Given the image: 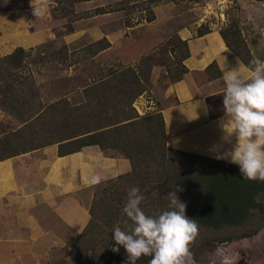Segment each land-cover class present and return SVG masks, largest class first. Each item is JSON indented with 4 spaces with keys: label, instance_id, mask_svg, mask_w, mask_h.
Here are the masks:
<instances>
[{
    "label": "trees",
    "instance_id": "trees-1",
    "mask_svg": "<svg viewBox=\"0 0 264 264\" xmlns=\"http://www.w3.org/2000/svg\"><path fill=\"white\" fill-rule=\"evenodd\" d=\"M54 1L59 15L73 21L82 17L75 12V4L87 0ZM7 5L8 8L21 6L19 3ZM100 12H103L101 7L95 8L93 13ZM208 31L209 28L201 26L197 29L198 35ZM220 34L228 49L249 67L253 58L242 45L239 30L230 26ZM181 43L185 49L182 63L188 49L185 41ZM109 45L103 37L91 42L88 50L96 54ZM29 52L8 42L0 43V74L20 67ZM56 55L59 56L51 54L53 58ZM181 66L173 80L188 71L183 64ZM202 72L220 75L214 62ZM145 90L137 69L123 65L109 69L99 80L84 87V100L79 104H72L63 97L47 104L34 101L27 107L23 89L14 85L0 88V108L18 117L20 122L15 129L0 133V161L57 144L59 156L95 145L106 156L129 163L126 172L102 180L95 189L89 220L66 252L72 264H95L90 258L95 249H105L108 256L125 254L123 247L118 252L113 251L112 230L116 225L127 229L122 223L126 219L122 209L127 192L133 186L138 187L144 197L140 207L147 215L168 210L167 195L176 191L179 200L186 204V215L199 225V235L191 251L201 239L231 241L250 237L264 227V181L242 179L238 165L226 160L171 147L162 113L153 110L140 115L134 107V101ZM222 100V93L208 98L211 117L224 113L223 105L215 104ZM149 259L140 258L147 264Z\"/></svg>",
    "mask_w": 264,
    "mask_h": 264
},
{
    "label": "crops",
    "instance_id": "crops-1",
    "mask_svg": "<svg viewBox=\"0 0 264 264\" xmlns=\"http://www.w3.org/2000/svg\"><path fill=\"white\" fill-rule=\"evenodd\" d=\"M256 2L259 1L241 0L240 7H254ZM260 2L264 5V0ZM106 4L107 1L100 2L93 5V9L103 8ZM86 9L90 10V16L67 22L72 28L70 33L62 36L64 41L71 43L86 36L94 42L105 37L110 45L100 52L119 46L126 30L108 28L107 23L113 15L111 11L103 8L99 14L93 13L90 7ZM246 11L251 14V9ZM98 17H105L102 24L94 22L93 19ZM60 20L66 21L64 18ZM60 20H55L52 26L60 25ZM82 20L92 24L74 30L73 25ZM49 22L50 19L44 16L36 18L33 15L29 0L18 8L2 7L0 43L8 42L24 49L40 45L54 36L48 32L50 26L46 24L49 25ZM42 25L45 26L40 27ZM198 27V24L194 27L184 24L177 28L178 41L187 44L188 55L182 64L188 71L178 80L165 79L161 83L157 76L151 78L147 71L143 76L146 90L138 96L134 106L140 115L153 110L162 113L171 147L215 158L217 153L231 148L235 138L232 144L222 141L219 121L224 113L211 117L207 100L224 91L225 63L229 70L236 69L245 78L248 67L228 49L218 29L209 28L208 32L198 35ZM260 34L264 37V28ZM159 35L157 33L155 37L158 39ZM262 41L264 45V39ZM252 52L255 58L264 59L263 46L259 51ZM151 53L110 55L117 56V62L131 63L139 70L142 62L152 59ZM59 57L56 55L54 58ZM213 62L217 65L219 76L202 72ZM192 71L200 73L194 75ZM198 101L201 102L199 107ZM215 104L222 106L223 100L221 103L215 101ZM57 150V144H52L0 161V235L11 236L0 238L1 246L5 247V252L0 250V264H72L66 252L89 220V207L95 189L102 180L115 178L129 169L127 160L108 157L95 145L64 156H59ZM10 220L13 221V228L9 227ZM3 221L6 227L2 226ZM56 252L61 254L59 258Z\"/></svg>",
    "mask_w": 264,
    "mask_h": 264
},
{
    "label": "rangeland",
    "instance_id": "rangeland-1",
    "mask_svg": "<svg viewBox=\"0 0 264 264\" xmlns=\"http://www.w3.org/2000/svg\"><path fill=\"white\" fill-rule=\"evenodd\" d=\"M27 1L0 0V6L8 8V3L25 5ZM105 1L108 4L103 8L109 9L113 14L107 23L108 28L111 30L121 27L126 30L120 45L116 46L117 49L90 55L92 53L88 50V45L93 41L86 36L66 43L62 36L70 33L72 25L67 23L70 22L68 19L59 15L54 9L55 1L50 0L44 18L50 19L49 25L46 26H50L48 32L54 36L40 45L25 49L30 52L23 59L22 65L11 68L5 75L0 74V88L14 85L23 89L27 107L34 101L47 104L63 97L72 104H79L84 100L82 94L84 87L99 80L109 69L121 65L131 66V63L127 64L125 61L117 62L118 57L110 54L150 52L152 59L147 63L142 62L137 70L145 86L147 87L143 76L149 72L150 77L157 76L160 83L165 79L172 81L182 69L181 58L185 49L181 41H178L176 33L177 28L184 24L192 27L198 24L202 29L215 28L219 31L227 30L230 26L236 27L243 41L242 45L249 49L252 58H255L253 50L259 51L262 46L264 50L262 41L264 37L260 34L264 28V5L260 1L256 2L254 7L242 8L241 0H91L75 4L74 9L82 18H86L91 14L86 7H90L93 12L95 10L93 5ZM247 8L251 9V14H248ZM62 18L66 21H61ZM104 18L98 17L93 20L102 24ZM55 20H60L61 24L52 26L55 25ZM88 24L92 23H86V20L79 21L73 25L74 30L84 29ZM102 28L104 29V25ZM157 33L160 34L158 39L155 37ZM147 46L151 48L148 49ZM51 54H59L60 57L53 58ZM18 126L19 118L0 108V133ZM12 222L10 220L11 228L14 227ZM5 225L3 221L2 226ZM0 238L8 239L11 236L3 234ZM2 249L5 252V247L0 244V250ZM217 249L230 252L237 259L235 264H264V227L250 237L231 241L201 239L192 249L196 264H212ZM60 256L61 254L57 253L56 257ZM90 258L95 264H126V254L108 256L103 248L92 251ZM137 264L147 263L139 259Z\"/></svg>",
    "mask_w": 264,
    "mask_h": 264
},
{
    "label": "clouds",
    "instance_id": "clouds-1",
    "mask_svg": "<svg viewBox=\"0 0 264 264\" xmlns=\"http://www.w3.org/2000/svg\"><path fill=\"white\" fill-rule=\"evenodd\" d=\"M29 3L33 15L42 18L50 0ZM222 83L221 139L232 144L234 137L235 144L215 158L238 165L244 180L264 181V60L253 58L249 62L247 78L236 69L229 70L225 63ZM167 196L168 210L147 215L140 207L144 199L140 189L133 186L128 190L122 209L126 217L122 223L127 229L116 225L112 230L113 251L123 247L126 264H137L141 257H150L148 264H196L191 245L199 235V225L186 215V204L179 200L176 191ZM236 260L227 250L217 249L212 264H235Z\"/></svg>",
    "mask_w": 264,
    "mask_h": 264
}]
</instances>
